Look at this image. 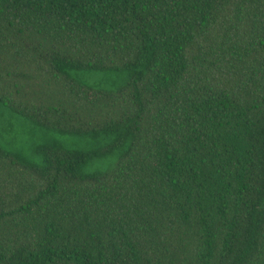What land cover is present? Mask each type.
I'll list each match as a JSON object with an SVG mask.
<instances>
[{
    "label": "trees",
    "instance_id": "16d2710c",
    "mask_svg": "<svg viewBox=\"0 0 264 264\" xmlns=\"http://www.w3.org/2000/svg\"><path fill=\"white\" fill-rule=\"evenodd\" d=\"M0 264H264V0H0Z\"/></svg>",
    "mask_w": 264,
    "mask_h": 264
},
{
    "label": "rangeland",
    "instance_id": "374dc122",
    "mask_svg": "<svg viewBox=\"0 0 264 264\" xmlns=\"http://www.w3.org/2000/svg\"><path fill=\"white\" fill-rule=\"evenodd\" d=\"M15 117V116H13ZM20 120H16L14 118V120H10L8 117L3 118L1 121V125H3V128H5L6 126L11 127L12 125H15V127L13 128L12 133H18L19 131H17V129H20L21 124H19ZM8 130V129H7ZM23 132H25V129L22 130ZM9 132V131H8ZM15 136V140H14V145H18L20 143V138H22L23 134H19L18 135H14Z\"/></svg>",
    "mask_w": 264,
    "mask_h": 264
}]
</instances>
